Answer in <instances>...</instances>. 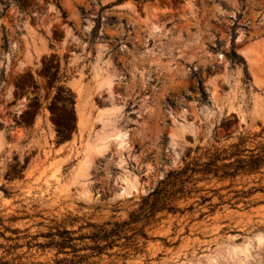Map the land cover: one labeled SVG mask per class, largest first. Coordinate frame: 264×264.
Wrapping results in <instances>:
<instances>
[{
	"label": "rangeland",
	"instance_id": "rangeland-1",
	"mask_svg": "<svg viewBox=\"0 0 264 264\" xmlns=\"http://www.w3.org/2000/svg\"><path fill=\"white\" fill-rule=\"evenodd\" d=\"M102 136L86 186L73 183ZM0 137V264H264V166L198 182L180 212L90 250L170 172L260 152L264 0H0Z\"/></svg>",
	"mask_w": 264,
	"mask_h": 264
},
{
	"label": "trees",
	"instance_id": "trees-1",
	"mask_svg": "<svg viewBox=\"0 0 264 264\" xmlns=\"http://www.w3.org/2000/svg\"><path fill=\"white\" fill-rule=\"evenodd\" d=\"M238 147L239 145L233 146L235 149ZM245 152L228 155L226 150H217L215 153L209 154L206 162L194 161L186 164L180 170L170 172L160 182L158 188L142 200L139 210L131 213L127 222L96 227L97 232L91 238L94 246L90 250L101 254L102 251L112 249L122 240L128 242L130 238H128L127 232L134 231L131 226L142 223V228H145L159 214H176L180 212L176 207V203L190 197L198 182L207 181L210 177L218 180H233L240 175L259 173L264 166V145L260 148L259 153L248 151L249 155H244L242 158V153ZM233 158L237 159L232 161ZM225 161L230 162L225 164L223 163ZM254 191L256 192L255 189L246 193L241 192V196L238 197L247 199ZM235 194L238 195L239 192H235ZM201 199L204 203L210 201L207 198ZM141 236L146 239L144 234H141ZM126 246L130 248L136 246V244L122 245L121 247Z\"/></svg>",
	"mask_w": 264,
	"mask_h": 264
},
{
	"label": "bare ground",
	"instance_id": "bare-ground-1",
	"mask_svg": "<svg viewBox=\"0 0 264 264\" xmlns=\"http://www.w3.org/2000/svg\"><path fill=\"white\" fill-rule=\"evenodd\" d=\"M254 57V56H253ZM250 58V57H249ZM252 58V57H251ZM251 60V59H250ZM254 61V60H253ZM258 61V60H257ZM256 62V61H255ZM257 63V62H256ZM255 66V65H254ZM259 68H257L258 71ZM261 69H259L260 71ZM258 71V72H259ZM257 73V72H256ZM109 74V73H108ZM106 75L104 76V78L100 81L99 83V88L100 89H110L112 86V78H111V74L110 75ZM260 75V72L258 74V76ZM260 77V76H259ZM99 78V77H98ZM258 79V78H257ZM258 81V80H257ZM105 111V110H104ZM113 110H108L107 112H104L101 115H98L97 119H99V122L101 123V125L103 127H105L110 119V115L112 113ZM107 119L104 123V120ZM90 122V116L89 114L86 112L85 114H83L80 118V124L83 128H86L88 126ZM103 129V128H102ZM84 130V129H83ZM86 132V131H85ZM103 133V132H101ZM100 135V134H99ZM102 135V134H101ZM100 141L95 144V145H90L86 147V150L84 151V155L83 158L81 159L78 168L74 174V182L76 184H81L83 186H86V181L89 178V173L91 171V167H92V163L94 162V158L95 156H97L98 154L102 153L104 150H106L107 148V142L105 141L106 136H102L99 137ZM98 138V139H99ZM111 138V137H110ZM2 138L0 137V148L2 146ZM115 140L117 141L118 147L119 149H123L125 146L127 147V135L126 134H117L115 137ZM94 144V143H93ZM116 144V143H115ZM129 179V178H128ZM126 181H124L126 184V188H125V192L128 190H132L134 189V184L129 182L127 179H125ZM82 186V187H83ZM136 186V185H135ZM133 191V190H132ZM123 192V191H122ZM88 195V194H87ZM85 198V197H84ZM89 199V198H87ZM259 239V238H258ZM264 240V239H263ZM261 242V241H260ZM264 242V241H263ZM250 245V244H249ZM251 246V245H250ZM244 248V247H243ZM249 247H245V249L242 250V248H235L232 249L233 254H235V256H237L241 251L247 250ZM229 250V249H228ZM228 253V252H227ZM229 254V253H228ZM215 255V254H214ZM212 256V255H211ZM209 259V258H208ZM207 264V263H206ZM209 264H220L219 258L213 257L210 259Z\"/></svg>",
	"mask_w": 264,
	"mask_h": 264
}]
</instances>
